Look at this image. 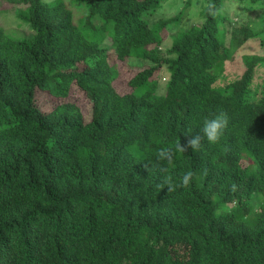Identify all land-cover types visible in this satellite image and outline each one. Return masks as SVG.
Returning <instances> with one entry per match:
<instances>
[{
    "label": "trees",
    "instance_id": "1",
    "mask_svg": "<svg viewBox=\"0 0 264 264\" xmlns=\"http://www.w3.org/2000/svg\"><path fill=\"white\" fill-rule=\"evenodd\" d=\"M7 1L30 33L0 22V264H264V55L226 66L253 38L264 48V25H228L229 0H208L190 26L194 0L154 20L169 0ZM110 49L147 64L128 93ZM74 85L88 116L64 101ZM221 112L220 141L170 169L174 181L193 171L190 186L161 189L158 149Z\"/></svg>",
    "mask_w": 264,
    "mask_h": 264
},
{
    "label": "rangeland",
    "instance_id": "2",
    "mask_svg": "<svg viewBox=\"0 0 264 264\" xmlns=\"http://www.w3.org/2000/svg\"><path fill=\"white\" fill-rule=\"evenodd\" d=\"M6 1L7 0H3V3L1 4L0 0L1 24L6 28L7 31H15L19 34L24 33L26 35L29 34V27L27 25H21L20 21L17 19L16 16L15 7H19L21 5H15L14 3ZM185 3L186 0H169L165 2L162 5V8L158 10L157 17H153L152 20L159 19L160 16H163L162 18L164 19L174 17L181 9L184 8ZM207 3L208 0H194L190 8L187 10L186 17L184 19V26H190L194 23H202L203 21L201 18V11L205 8ZM72 8L75 11L77 19L79 17H83V15L85 14V10L81 6L78 8L77 6L72 5ZM224 12L225 14H227L228 17L227 23L228 25L230 24L231 27L239 28L244 25L253 28L256 31H259L264 25L263 21H261L262 17L264 16L263 6L254 4L250 0H247L246 3H243L241 0H229L226 3ZM178 30V28H174L172 30H165L168 37L164 43V47H169L172 44V34H176ZM259 43V38H253L245 45L242 50L239 49L235 55L236 59L226 64L227 70L233 73L241 72L243 69L242 57L245 53L264 55V48H261L259 46ZM109 55L111 64L116 65L117 70L119 72V75L113 81L115 88L122 94L130 92L132 90L131 86L129 85L130 79L135 76L137 72L147 67L146 62H144V64H139L134 61L130 62L128 60H119L113 49L109 50ZM155 74V77H159L160 85L162 87L160 91L164 92V88L166 87L167 89L166 82L169 78V73L167 72V69L163 67L161 71H158ZM64 101L77 103L83 109L85 115H89V109H91L89 98L87 97L85 92H83L76 85L72 87L69 99H65ZM48 108L49 107H46V110Z\"/></svg>",
    "mask_w": 264,
    "mask_h": 264
},
{
    "label": "clouds",
    "instance_id": "3",
    "mask_svg": "<svg viewBox=\"0 0 264 264\" xmlns=\"http://www.w3.org/2000/svg\"><path fill=\"white\" fill-rule=\"evenodd\" d=\"M229 117L226 113L216 114L212 118L205 119L200 132L196 134L185 135L183 141L178 140L174 146H165L158 149L155 154V164L153 167L159 169L163 175L160 188L167 186L168 192H173L177 188H187L190 186L194 172L189 170L185 172L179 181H174L173 177L169 174L170 169L174 168L176 157L178 153L198 152L204 141L215 144L218 143L228 128ZM148 165H145L147 167ZM206 174V170H205ZM233 185V189H235Z\"/></svg>",
    "mask_w": 264,
    "mask_h": 264
}]
</instances>
